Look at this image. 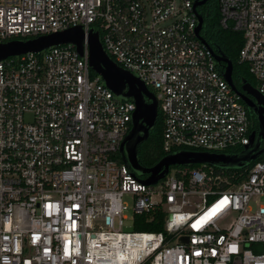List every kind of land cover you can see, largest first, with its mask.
<instances>
[{
    "label": "built area",
    "instance_id": "obj_1",
    "mask_svg": "<svg viewBox=\"0 0 264 264\" xmlns=\"http://www.w3.org/2000/svg\"><path fill=\"white\" fill-rule=\"evenodd\" d=\"M193 3L0 0V45L83 34L81 54L59 44L0 59V264H264V152L231 186L205 165L146 184L119 154L135 104L89 65L96 36L154 95L164 157L237 156L258 125L197 37ZM218 12L264 97V0H218Z\"/></svg>",
    "mask_w": 264,
    "mask_h": 264
},
{
    "label": "water",
    "instance_id": "obj_2",
    "mask_svg": "<svg viewBox=\"0 0 264 264\" xmlns=\"http://www.w3.org/2000/svg\"><path fill=\"white\" fill-rule=\"evenodd\" d=\"M208 0H194L193 9L203 6ZM197 12V11H196ZM197 37L209 45L200 35L203 28V15L197 12ZM82 31L72 29L63 33L51 35L31 42H10L0 45V59L17 56L27 52H38L50 46L59 44H74L77 51L82 53ZM216 61L224 67V78L231 88L239 95L258 125V137H250V146L237 156H216L206 153L178 152L163 157L154 167L144 168L138 162V148L149 137L154 128L157 117V102L152 93L132 75L118 68L103 52L98 37L89 38V65L104 81L106 87L121 100H131L135 104L132 117V129L123 141L119 150L123 163L130 167L138 176L148 174L146 184H155L168 172L171 166L205 165L220 170L240 171L246 169L264 152V97L250 84L241 82L238 89L233 81V63L223 53H214ZM263 145V146H262Z\"/></svg>",
    "mask_w": 264,
    "mask_h": 264
},
{
    "label": "trees",
    "instance_id": "obj_3",
    "mask_svg": "<svg viewBox=\"0 0 264 264\" xmlns=\"http://www.w3.org/2000/svg\"><path fill=\"white\" fill-rule=\"evenodd\" d=\"M218 0H208L202 7H198V12L202 13L203 28L201 35L206 42L215 49L216 52L225 54L233 63V81L239 89L241 82L250 84L254 87L253 78L248 71L247 66L237 64L239 50L243 45V37L239 33L221 30L218 25L219 12L217 6ZM206 6V7H205ZM162 119L158 114L154 128L150 131L148 139L138 148V162L144 168L154 167L163 157L162 151ZM118 162H121L117 156ZM179 168H200V165L177 166ZM213 176H219L223 179L226 186H231L241 182L247 175L248 170H218L206 168ZM137 231L159 232L162 230L161 223L152 225L149 223H139L134 227Z\"/></svg>",
    "mask_w": 264,
    "mask_h": 264
},
{
    "label": "rangeland",
    "instance_id": "obj_4",
    "mask_svg": "<svg viewBox=\"0 0 264 264\" xmlns=\"http://www.w3.org/2000/svg\"><path fill=\"white\" fill-rule=\"evenodd\" d=\"M217 6H218V2H217ZM253 83H254V88H255L257 86V83H256V81L254 79H253ZM123 231L124 232H134V231H137V230L134 227H132L129 222H126L124 224Z\"/></svg>",
    "mask_w": 264,
    "mask_h": 264
},
{
    "label": "flooded vegetation",
    "instance_id": "obj_5",
    "mask_svg": "<svg viewBox=\"0 0 264 264\" xmlns=\"http://www.w3.org/2000/svg\"><path fill=\"white\" fill-rule=\"evenodd\" d=\"M205 4H206V3H205ZM205 4H204V5H205ZM204 5H203V6H204ZM201 7H202V6H201ZM205 7H206V6H205Z\"/></svg>",
    "mask_w": 264,
    "mask_h": 264
}]
</instances>
